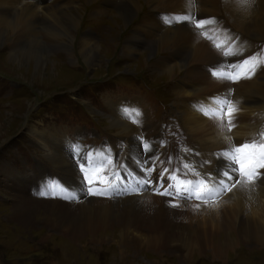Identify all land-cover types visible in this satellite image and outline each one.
Wrapping results in <instances>:
<instances>
[{
    "label": "bare ground",
    "instance_id": "obj_1",
    "mask_svg": "<svg viewBox=\"0 0 264 264\" xmlns=\"http://www.w3.org/2000/svg\"><path fill=\"white\" fill-rule=\"evenodd\" d=\"M191 1L192 5L197 4L198 10L202 14L201 17H198L193 12L194 20L214 18L215 23L200 30L191 23L178 22L180 17L186 16L182 13L192 12ZM82 2L86 6L97 4L95 10L90 14L89 20L92 23L98 22L99 17L106 15L100 11V9L104 10L105 5L114 10L110 17V25L100 29L101 32L99 31V33H109L102 46L94 45L91 41L81 37L77 47H74L73 34L77 33L78 25L83 23V19H80V8H74L72 5L74 0H0V39L10 36L14 39L13 48L17 49L11 59L20 64L21 57L27 58V60L41 58L44 51L43 42L57 43L65 57H70L76 48L89 70L94 67L96 61H102L101 59L112 48L115 37L117 38L127 24L128 27L130 26L129 24L134 20L136 14L141 13L144 8L149 12L164 9L167 12L147 13L148 17H143L144 19L140 20L136 30L131 33L142 34L133 35L124 42L122 47L124 56L128 59L132 58L140 53L138 50L142 46H144L142 55L146 59H152L154 55L163 52L167 56H171L175 64L168 63L166 58H161L155 65L154 71L163 78L167 77V80L172 79L175 73L184 75L183 80H175L174 88L176 90L173 91L175 101L172 111L178 115L179 125H186L187 128L184 130L197 138L201 144L207 147L208 151L213 150L214 152V149L223 148L224 138L230 134L236 136L237 146L260 141V135L264 131L254 133V130L263 117V114L259 112L264 108V69L260 70L258 67L250 79H241L235 83L219 76L214 77L212 72L221 73L228 64L238 65L242 59L257 53L252 49L254 43L248 42V40L261 37V33L264 32V0H253L251 7L245 5L242 0H82ZM76 4L79 7L78 2ZM220 12L224 13L227 21L220 16ZM224 23L226 28L217 26H223ZM38 29L42 35H38ZM154 34L157 39L148 43L146 39L149 40ZM206 36L207 38H205ZM84 37L87 38V35ZM225 40L229 41L231 49L227 58L222 57L221 53L216 51L217 49L214 50L207 43ZM24 43L29 46L28 49H25ZM70 60L71 58H69V62ZM56 69L58 68L56 67ZM46 73L49 78L55 77V74ZM63 74L65 75V72ZM38 77L42 78V75L40 74ZM225 97L232 101L238 109L235 113V127L231 131L228 130L226 120L217 119L220 103ZM119 109L118 112L116 109L113 110L114 119L111 122L121 130H126L129 127L123 120H120H126L125 117L133 116L140 121L148 122L145 108L140 102L133 103L128 108L119 107ZM151 125L154 127L152 120ZM27 128L30 133L35 134L39 146L47 149L46 157H43L45 161L42 160V162L56 171H61L60 174L64 176L63 179L68 183L67 187L71 192H69L70 199L63 195L64 200L61 202L55 200L54 190L49 195L51 200L48 202L31 199L27 193L18 196L19 202L12 205V215L9 214L7 218L16 225L30 227L35 224L34 217L38 215L43 218L41 225L45 232L61 231L71 242H76L78 238L84 239V237L90 238V241L94 242L96 238L101 239L102 236L107 237L109 233H113L115 244L122 247L139 245L144 248L151 245L155 251L165 250L169 245H180L175 248L177 251L185 250L189 253L195 247L201 251L207 246L213 254L221 255L223 249L213 241L218 242V238L222 235L223 237L220 239L227 248L242 242L254 245L264 242V186L253 190L252 186L238 185L232 192H223L220 203L217 205H208L193 198L202 213L201 219L195 220L192 215L197 211L191 209L194 203L189 199L180 198L179 202L176 198L179 207H171V200L165 195L154 194L155 198L152 204L147 199L149 192H153L152 189L159 183V175L163 168H168L169 173L182 168L178 166V162H175L174 154L162 155L163 157L161 155L158 157L160 153L151 155L146 167L155 169L150 177L153 187L148 189V185H145L147 190L139 194L133 191L126 194L124 189L127 188H124L123 191L116 189L114 192L113 189L121 184L119 189L122 190L121 187L125 183H128L129 188L132 184L135 186L134 189L140 187L137 181L143 179L144 173L135 168L137 154L131 151L126 157L127 164L124 163L125 161H120L119 165L115 166L107 164L105 156L97 151L96 158L88 154L83 155L82 164L87 163L84 165L85 172L89 171V166L94 169L101 164H104L107 170L112 172L110 177L103 174L109 179V183L105 186L109 187L110 184L111 194L118 198L113 200L110 197L112 200H103L101 198L105 196L88 194L86 189L90 185L84 179L85 172L81 171V165L72 164L70 156H67L68 153L61 151L65 137L55 141L51 135L49 138L46 135L48 133L43 130L39 131L30 125ZM159 131L161 132V130ZM182 132L183 130L178 125H171L168 138L176 142L175 146H178L182 141ZM222 148L221 152L225 153V149ZM208 154L211 153L206 152V157ZM232 155L235 154L232 153ZM154 157H158L159 161H155L153 164L152 158ZM143 165L145 166V164ZM218 166L224 170L213 172L209 169L205 172V179L209 187L212 186L213 177H221L225 170L235 168L233 164L225 167ZM125 168L127 170L122 172V169ZM37 169L39 170V167ZM179 172L182 173L180 180L172 181L174 187L171 191L174 194L175 185L183 180L198 181L189 173ZM31 174L32 177H35L36 171ZM89 175L91 176V172ZM232 175L234 178L236 175L239 176L236 171H233ZM259 179L263 180L264 184V175H261ZM30 182L25 183L31 185ZM164 183L167 187V178Z\"/></svg>",
    "mask_w": 264,
    "mask_h": 264
},
{
    "label": "rangeland",
    "instance_id": "obj_2",
    "mask_svg": "<svg viewBox=\"0 0 264 264\" xmlns=\"http://www.w3.org/2000/svg\"><path fill=\"white\" fill-rule=\"evenodd\" d=\"M77 2L79 7L76 6ZM83 3L82 0H74L72 3L74 8H80V19H83V23L77 27V33L73 34L72 43L74 47H77L79 39L83 37L94 45L102 46L109 33H99V31L110 25V17L114 10L105 5L104 10L100 9V11L106 15L99 17L98 22L92 23L89 20L90 14L97 4L86 6ZM191 6V13L182 14L192 17L195 12L196 16L201 17L197 4L192 5L191 1ZM164 11V9H158L155 12H149L144 8L141 13L136 14L130 26L128 27L127 24L117 38L115 37L112 48L104 58H100L102 61H96L94 67L89 70L76 48L70 57H65L57 43L47 44L46 42L42 43L44 51L42 55L40 54L41 58L27 60L21 57V63L18 64L16 60L11 59L17 50L12 46L14 39L10 36L0 39V264H264V242L257 245L242 242L227 248L220 239L222 235L218 238V242L213 241L223 249L221 255L213 254L207 246L201 251L195 247L189 253L185 250L177 251L175 248L180 245H169L165 250L155 251L151 245L144 248L139 245L122 247L115 244L113 233H109L107 237L102 236L101 239L96 238L94 242L87 237L71 242L61 231L45 232L41 225L43 218L38 215L34 217L35 224L30 227L16 225L7 219L9 214L12 215V205L19 202L18 196L24 193H27L31 199L48 202L51 200L49 195L54 190L55 200L63 201V195L70 199L71 190L68 189L64 176L60 174L61 171L57 170V172L56 169L42 162V160L45 161L47 149L39 146L35 134L30 133L27 128L29 125L36 127L39 131H45L48 133L46 135L49 138L51 135L55 141L65 137V140L63 139L65 143L61 142L63 144L61 151L68 153L67 156H70L72 164L81 165L82 156L86 154L96 158L95 153L98 151L105 157L110 156L113 164L118 166L120 161H125L124 163L127 164L126 157L133 151L137 154L135 168L143 173L141 169L148 165L150 156L154 153H160L158 157L174 154L175 162L182 167L179 171L189 173L193 178L195 177L198 181L203 180L206 184L207 170L219 172L224 169H220L218 165L225 167L232 164V155H226V153H232L231 148L237 146L234 134L224 138L225 144L221 148L225 149V153L221 152V148L214 149V152L208 151L205 145L184 130L187 128L186 125L180 126L177 122L178 115L172 111L175 101L173 91L176 90L175 80H183L184 75L175 73L172 79L167 80V77L163 78L154 71L155 65L161 58H166L168 63L175 64L171 56L163 52L154 55L152 59H146L142 55L144 46L139 48L140 53L129 59L122 53V47L127 39L133 35L142 34L131 33L136 30L140 20L147 18V13H163ZM220 13V16L227 21L224 13ZM217 26L226 28L225 23L223 26ZM86 31L89 34L85 33ZM38 32V35H42L39 29ZM85 35L87 38L84 37ZM263 37L264 32L261 33V37H255L257 39L248 40L254 43L252 49L259 57H264ZM155 39L157 37L154 34L146 41L149 43ZM207 43L216 50L212 46L216 42L211 43L212 45ZM23 46L25 49L29 48L26 43ZM219 52L224 57L223 53ZM69 58H71L70 62ZM259 68L263 70L264 65ZM46 72L55 74V77H47ZM40 74L42 78L38 77ZM212 80L215 79L212 78ZM139 102L145 108L148 122L145 123L143 120L130 116V118L125 117L127 121L120 119L129 126L126 130H121L112 124L115 109L118 112L119 107L128 108L133 103ZM259 113L263 114V117L254 133L264 131V108ZM151 120L154 127L151 125ZM171 125H178L183 130L182 141L178 146H175V141L168 138ZM143 142L149 144L150 151H145ZM206 152L211 154L206 157ZM185 164L189 167H183ZM84 165L87 163L85 162ZM126 170V168L122 169V172ZM35 171L36 175L32 177L31 173ZM104 174L110 177L112 172L107 170ZM179 174L181 178L182 173L179 172ZM236 176L239 178L238 175ZM236 176L235 178L238 179ZM257 180L255 185H251L253 190L264 186L263 180ZM25 182H30L31 185H26ZM127 184L121 187L122 190L119 189L121 184L115 186L113 192L116 189L123 191L127 188L124 189L126 194L130 193L135 186L131 183L132 186L130 185L129 188ZM93 187L106 188L105 184L100 183L94 184ZM152 187L147 186L148 189ZM154 194L149 192L147 195L151 204L154 202ZM221 196L219 195L215 202L209 200L207 204H219ZM110 197L113 200L118 198L111 194L101 199L112 200ZM166 197L170 198L171 202H177L176 199ZM177 199L180 202V198ZM189 200L194 203L193 198ZM197 205L194 203L191 206L193 211H197L192 216L195 220H200L202 213Z\"/></svg>",
    "mask_w": 264,
    "mask_h": 264
},
{
    "label": "snow or ice",
    "instance_id": "obj_3",
    "mask_svg": "<svg viewBox=\"0 0 264 264\" xmlns=\"http://www.w3.org/2000/svg\"><path fill=\"white\" fill-rule=\"evenodd\" d=\"M242 2L248 7H251L253 0H242ZM178 22L191 23L196 29L203 30L207 25L214 24L215 19L208 18L194 20L191 16H182L179 18ZM205 38H207V36ZM213 47H215L218 51H221L225 58L229 56L231 51L228 40L216 42L213 44ZM262 65H264V57L252 55L249 58L242 59L238 65L228 64L221 73L213 71L212 75L214 77L219 76L232 83H235L241 79H250L251 76L255 74L256 69ZM237 110L238 109L234 103L228 100L226 97L220 103L219 115L217 116V119L225 120L226 118L229 131L235 127L234 119ZM124 111H127V109H124ZM137 115H139V113H137ZM143 148L146 152L150 151V147L147 142H143ZM232 153H235V155H232ZM232 153H226V155H232L231 163L236 167L231 170H225L221 177H213L211 187H209L208 184H206L203 180H183L182 182L175 185L176 191L174 194L171 191V189L174 187L172 181L180 180L179 170L169 173L168 168H163L159 175V183L152 190L157 195L169 196L172 197L173 200L176 198H195L198 202L207 203L209 200L215 202L222 192L231 191L238 185L251 186L257 181V179L261 177V175H264V133H261L259 142L253 141L251 143H243L241 145L235 146L232 149ZM105 159L107 164H113V160L110 156L105 157ZM158 159V157L152 158V163L154 164ZM184 167L188 168L189 165L185 164ZM81 171L85 172V166L83 164H81ZM141 171L144 173V176L142 180L137 181L140 187L133 190L136 194L147 190L145 185H152V180L150 177L151 173L155 171V169L154 167H145L141 169ZM233 171H238V179L234 178L232 175ZM89 172H91V176L89 175ZM105 172H107V168L104 164H101L98 168L94 169L89 166V171L85 172L84 175V179L90 185L88 188L89 195H111L109 190L111 188L110 184L109 187L106 188H97L92 186L96 183H109V179L103 175ZM166 176L168 180L167 187H165L164 183ZM161 189H163V191H161ZM41 195H43V193H41ZM170 206L179 207V205L174 202H170Z\"/></svg>",
    "mask_w": 264,
    "mask_h": 264
}]
</instances>
